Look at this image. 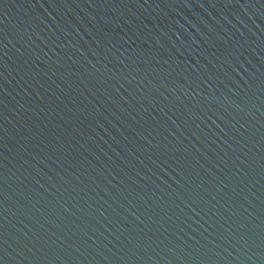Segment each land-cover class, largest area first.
I'll return each mask as SVG.
<instances>
[{"label":"water","instance_id":"obj_1","mask_svg":"<svg viewBox=\"0 0 264 264\" xmlns=\"http://www.w3.org/2000/svg\"><path fill=\"white\" fill-rule=\"evenodd\" d=\"M0 264H264V0H0Z\"/></svg>","mask_w":264,"mask_h":264}]
</instances>
